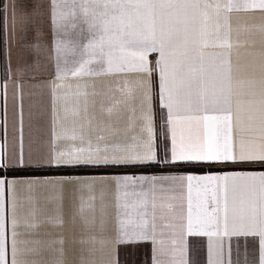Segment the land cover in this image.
I'll return each mask as SVG.
<instances>
[{
  "label": "crops",
  "instance_id": "obj_1",
  "mask_svg": "<svg viewBox=\"0 0 264 264\" xmlns=\"http://www.w3.org/2000/svg\"><path fill=\"white\" fill-rule=\"evenodd\" d=\"M61 23L66 25L67 36L57 35L51 24V0H0V179L16 181L11 193H5V222L9 238V264L11 247V222L20 224L18 231H28V237L36 254L28 257L36 264H153L154 255L161 260L175 259L180 253L170 249L167 223L180 203L170 199L171 193H156V207L152 208L151 194L148 198V219L155 214L157 235L151 240L115 243L119 227L121 205L127 204L128 219L139 222L142 218V197L128 196L117 188L115 178L124 175L160 177L171 175H233L264 173V162H181L134 166L108 167H55L46 160L55 150L66 148L71 142L64 139L75 131H81L85 140L97 143V137L110 140L130 137L139 130L141 103L147 81L136 72H104L90 75H72L57 78V66L61 69L78 67L79 62L89 59L86 46L92 38L88 26L82 23L85 9L90 14L95 0H57ZM111 2V0H108ZM202 4L221 5L227 0H201ZM29 9L39 8L38 15L25 16L21 4ZM201 27L207 43L205 53L225 51L215 46L225 38L229 17L232 44L230 58L233 76V119L238 116L247 122L250 106L248 93L255 87L259 91L261 64L264 63V14L256 12L226 13L213 7L201 9ZM75 23L76 28L71 25ZM41 33L34 39L33 30ZM63 41L61 51L55 50V41ZM39 67L26 74L27 65L37 58ZM158 53L147 59L154 67ZM115 67V65H114ZM107 69V65L105 66ZM257 83L254 86L252 81ZM152 109L160 156L165 144L167 126L164 124L166 110L159 105V76L151 75ZM201 118L185 120L180 127L192 139L203 138L214 131V123L202 119L203 115H215L209 111L199 114ZM77 146L79 141L76 142ZM21 146L25 165L21 168L17 158ZM86 146V144H85ZM28 182H38L29 184ZM204 208L212 210L211 194L192 193L195 213L198 200ZM188 194L185 182L183 212L187 217ZM26 223L34 224L26 229ZM23 239V237H22ZM185 259L191 264H208L216 261L218 238L188 236L185 234ZM154 249H159L154 253ZM224 264H259L258 244L254 238H223ZM24 259V257H20Z\"/></svg>",
  "mask_w": 264,
  "mask_h": 264
},
{
  "label": "snow or ice",
  "instance_id": "obj_2",
  "mask_svg": "<svg viewBox=\"0 0 264 264\" xmlns=\"http://www.w3.org/2000/svg\"><path fill=\"white\" fill-rule=\"evenodd\" d=\"M213 7L217 13L221 8L226 13L233 11L256 12L264 14V0H227L221 5L202 4L201 0H95L89 14L85 9L82 23L88 26L91 35L86 51L89 59L79 62L78 67L61 69L57 66L56 77L66 78L72 75H90L104 72H136L144 75L147 88L144 91L139 130L130 137L110 140L105 136L97 137L93 144L81 131H73L65 136L71 143L64 149L50 153L46 163L55 167H108L151 165L159 163L177 164L181 162H264V63L261 64L259 91L248 93L247 103L250 114L246 123L237 116L233 119V76L230 58L231 27L229 17H225L228 33L215 46L225 49L217 53H205L207 46L200 18L201 9ZM57 0H51V24L56 34L67 36L66 25L61 23V13L57 11ZM25 16L38 15L39 8L29 9L21 4ZM72 28L77 25L73 23ZM264 32V25H261ZM34 39H40L41 33L33 30ZM63 41H55V50L61 51ZM158 53L154 67H150L147 57ZM264 57V52L261 53ZM107 65V69L105 66ZM115 65V67H114ZM26 74L34 73L39 67L37 58L27 66ZM159 76V105L166 110L164 124L167 126L170 144L161 148L157 143L153 109L151 75ZM256 85V81H252ZM213 112L215 115H203L205 121L214 123V131L201 138L187 137L180 127L189 119L201 118L199 114ZM79 141L77 146L76 142ZM86 144V146H85ZM17 162L21 168L25 165L21 146ZM185 182L188 194L187 217L183 212V193ZM16 181L0 179V264H9V238L5 222V193H11ZM29 184L38 182H28ZM117 188L124 197H142V218L139 222L128 219L127 204H122L119 227L115 243L148 241L155 245L159 239L155 214L148 219V198L151 194L152 208L155 209L156 193H171L170 199L180 203L173 205L170 221L167 223L170 249L180 253L175 259L161 260L154 255L153 264H191L185 259V234L188 236H206L218 238L216 261L211 260L209 248L208 264H224L222 257L223 238H254L258 244L259 264H264V173L233 175H171V176H133L124 175L115 178ZM211 194L212 210L204 208L198 200L196 212H193L192 193ZM10 264H36L28 257L36 254V249L28 237L31 233L18 231L20 224L16 219L11 222ZM26 223V229L34 227ZM23 237V239H22ZM159 249H154V253ZM24 257V259H20ZM108 264H112L109 260ZM245 264H255L245 261Z\"/></svg>",
  "mask_w": 264,
  "mask_h": 264
}]
</instances>
